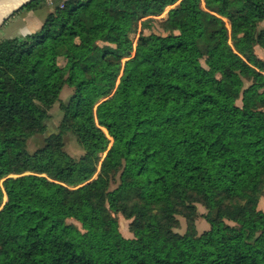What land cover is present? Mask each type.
Masks as SVG:
<instances>
[{"label":"trees","instance_id":"obj_1","mask_svg":"<svg viewBox=\"0 0 264 264\" xmlns=\"http://www.w3.org/2000/svg\"><path fill=\"white\" fill-rule=\"evenodd\" d=\"M263 21L264 0H64L0 39V264H264Z\"/></svg>","mask_w":264,"mask_h":264},{"label":"rangeland","instance_id":"obj_2","mask_svg":"<svg viewBox=\"0 0 264 264\" xmlns=\"http://www.w3.org/2000/svg\"><path fill=\"white\" fill-rule=\"evenodd\" d=\"M35 1V0H34ZM64 0H40L33 5L24 6L14 13H12L7 20L0 27V39L2 38H12V37H24L27 34L34 32L40 29L48 16L49 12L53 11L58 4L63 3ZM172 6L167 7L166 11L156 16L157 21L156 24L151 29H146L145 32H159L163 33L161 21L167 17L168 11ZM260 26H264V21L260 24ZM138 35L134 36L135 43L137 42ZM256 52L259 56L264 58V48L260 45L256 46ZM73 93V87L70 85H66L61 93V98L67 100L69 96ZM50 113L52 114L50 119L47 121V130L46 133L48 135L58 131V125L62 118V111L60 109L59 103L55 104L51 109ZM45 134H38L32 137L29 140V148L34 151L37 148L41 147L44 143ZM66 140V150L73 156L79 157L83 154L84 150L79 145L76 137L68 133L65 136ZM259 207L264 210V198L260 200ZM198 209L200 215L197 217V227L199 232L209 228V223L206 219L201 215L206 212V208L198 204ZM119 222H120V230L126 236H133V233L130 231V223L131 220L125 218L121 213L118 214ZM181 220L180 226L176 229L180 232H184L186 230L187 222L183 216H179Z\"/></svg>","mask_w":264,"mask_h":264},{"label":"bare ground","instance_id":"obj_3","mask_svg":"<svg viewBox=\"0 0 264 264\" xmlns=\"http://www.w3.org/2000/svg\"><path fill=\"white\" fill-rule=\"evenodd\" d=\"M26 0H5L0 1V24L5 16H7L14 8L19 6Z\"/></svg>","mask_w":264,"mask_h":264},{"label":"water","instance_id":"obj_4","mask_svg":"<svg viewBox=\"0 0 264 264\" xmlns=\"http://www.w3.org/2000/svg\"><path fill=\"white\" fill-rule=\"evenodd\" d=\"M0 1H5V0H0ZM8 1V0H7ZM34 0H26L24 2H22L19 6H17L16 8H14L7 16H5L0 24V27L2 26V24L7 20V18L14 13L16 10L28 5L29 3L33 2Z\"/></svg>","mask_w":264,"mask_h":264},{"label":"built area","instance_id":"obj_5","mask_svg":"<svg viewBox=\"0 0 264 264\" xmlns=\"http://www.w3.org/2000/svg\"><path fill=\"white\" fill-rule=\"evenodd\" d=\"M60 5L63 6V3H61Z\"/></svg>","mask_w":264,"mask_h":264}]
</instances>
